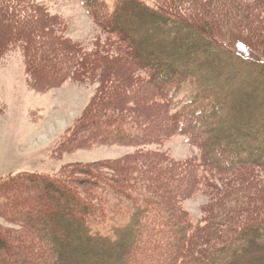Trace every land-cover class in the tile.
I'll return each mask as SVG.
<instances>
[{"label":"trees","instance_id":"trees-1","mask_svg":"<svg viewBox=\"0 0 264 264\" xmlns=\"http://www.w3.org/2000/svg\"><path fill=\"white\" fill-rule=\"evenodd\" d=\"M100 1H83L107 34L91 49L41 4L19 16L0 4V19L6 13L13 21L0 37V58L20 52L31 88L97 84L54 153L133 148L122 157L68 163L54 174L0 179V264H33L45 253L46 264H264V10L255 7L263 1L186 0L193 6L188 13L179 0L154 7L118 0L113 9ZM119 60L126 75L112 68ZM215 62L226 76L217 77ZM145 85L152 89L133 91ZM184 86L190 92L177 99ZM145 106L163 116V131L152 133L157 114ZM176 134L200 150L199 158L171 157L165 143ZM152 168L154 177L185 173L190 184L160 198L146 175ZM197 192L206 203L194 224L183 203ZM123 214L125 223L110 222ZM256 252L261 257L251 258Z\"/></svg>","mask_w":264,"mask_h":264},{"label":"rangeland","instance_id":"rangeland-1","mask_svg":"<svg viewBox=\"0 0 264 264\" xmlns=\"http://www.w3.org/2000/svg\"><path fill=\"white\" fill-rule=\"evenodd\" d=\"M84 0H0V4L6 6L7 13L13 15L24 14L28 12L25 8H35L33 4H41L44 10H48L50 14L59 15L65 27L67 34L73 40L81 43L85 48L91 49L93 43L105 42L107 34L104 33L102 27L95 22L92 15L88 13L87 7L83 4ZM118 0H101L105 2L108 8L113 9V5ZM147 6H159V3H170V0H141ZM182 11L189 12L193 6L186 0H179ZM245 3L255 4L257 0H243ZM264 3V0H262ZM30 4V5H29ZM255 6V5H254ZM256 8L264 10V4L261 6L256 5ZM9 8V9H8ZM11 9V11H10ZM258 9V10H259ZM21 10V11H20ZM257 10V11H258ZM18 11V12H17ZM17 12V13H16ZM214 13V12H213ZM264 17V11L261 17ZM0 19V37L3 32L7 31L12 19L2 15ZM133 16H129V20L124 21L127 29L134 28L135 23ZM209 20H208V19ZM207 22L213 23L210 17H207ZM132 21V22H130ZM213 25V24H212ZM182 32H185L183 30ZM227 43H230L229 38H226ZM186 43V41H185ZM189 44V42H188ZM102 45V43H101ZM116 46V44H112ZM169 51V49H167ZM6 54V55H5ZM0 58V179L7 178L19 172H35L44 174H54L59 169L68 163L72 162H95L104 158H117L126 155L133 151L130 146H97L92 148H84L65 153L58 156L54 153L55 146L61 135L66 129L80 116L81 112L88 105L91 97L93 96L97 87L96 83H77L75 81L67 80L60 84V86L48 89L46 91L38 92L31 88L27 83L25 75L24 61L20 52L5 53ZM184 55V54H183ZM188 58L198 57L200 54L189 53L185 55ZM137 57V56H136ZM223 64L215 62L211 65L217 77L222 78L224 75ZM113 66V65H112ZM113 69L118 72L127 74L125 64L120 60L114 63ZM46 71H51L50 67ZM237 69V68H236ZM227 71V70H226ZM237 71V70H236ZM258 69L254 72H257ZM256 74V73H255ZM255 74L253 78L255 77ZM45 78L47 75L45 74ZM255 89L258 88L259 80H254ZM136 94H142L152 89L151 85L135 86L133 88ZM190 87L184 86L183 90L178 94L177 99L183 98L188 92ZM116 91L120 92V85L116 86ZM261 90L259 89V93ZM257 93V92H256ZM255 94L257 97L258 94ZM246 95V94H245ZM252 94L248 95L251 96ZM254 95V94H253ZM250 98H244L248 101ZM140 104L143 102L140 100ZM147 114L153 113L156 118L153 119L150 128L152 133H158L154 128L163 131L167 122L163 116L154 111L152 108H147ZM144 129V126L142 127ZM165 148L169 150L171 157L174 160L182 161L188 158H199L200 150L190 144L185 136L176 134L171 137L166 143ZM156 168L158 167L155 165ZM156 168L148 170L146 173L149 176L150 183L158 185L160 188L157 190L158 197H168L170 195L179 194L190 184V179L185 173H166L159 177H154ZM158 170V168H157ZM189 177H191L189 175ZM45 193V192H44ZM43 201V208L49 205V198L45 197ZM166 197V198H167ZM110 199L115 200L110 196ZM112 204L116 206L115 201ZM118 201V200H117ZM206 203V196L201 192L186 200L183 205L186 211L189 212L191 222L197 224L202 219L201 207ZM55 211L57 208H53ZM117 220L110 218V222H115L117 225L125 223L128 219L127 215H121ZM107 222L104 225H110ZM105 227V226H104ZM65 228V223L61 225ZM106 228V227H105ZM73 239H69V241ZM24 254L25 250H22ZM234 249L232 250V252ZM234 253V252H233ZM264 254V251H262ZM260 252L253 253L251 258L261 257ZM45 253L40 260H35L33 264H46L51 261ZM81 258V257H79ZM234 258L241 261L242 257L236 252ZM18 264V263H17Z\"/></svg>","mask_w":264,"mask_h":264},{"label":"bare ground","instance_id":"bare-ground-1","mask_svg":"<svg viewBox=\"0 0 264 264\" xmlns=\"http://www.w3.org/2000/svg\"><path fill=\"white\" fill-rule=\"evenodd\" d=\"M105 159V158H104Z\"/></svg>","mask_w":264,"mask_h":264}]
</instances>
